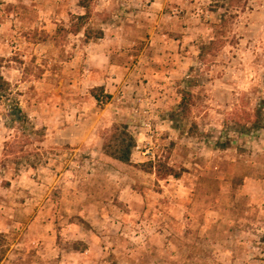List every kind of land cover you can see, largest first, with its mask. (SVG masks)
I'll list each match as a JSON object with an SVG mask.
<instances>
[{"label": "rangeland", "instance_id": "374dc122", "mask_svg": "<svg viewBox=\"0 0 264 264\" xmlns=\"http://www.w3.org/2000/svg\"><path fill=\"white\" fill-rule=\"evenodd\" d=\"M79 1L0 0V24L56 28L46 63L16 48L45 41L38 29L0 54V264H264V0H84L92 36L138 22L110 59L140 72L98 101L67 34ZM151 30L181 43L152 53ZM117 126L130 165L103 152ZM157 160L182 177L158 180Z\"/></svg>", "mask_w": 264, "mask_h": 264}, {"label": "crops", "instance_id": "0c3cea01", "mask_svg": "<svg viewBox=\"0 0 264 264\" xmlns=\"http://www.w3.org/2000/svg\"><path fill=\"white\" fill-rule=\"evenodd\" d=\"M161 3L162 7L166 5V0H156V4ZM161 8V7H160ZM48 15V14H46ZM50 18V17H48ZM46 20H44L45 22ZM9 24H0V54H2L6 47H8L9 43H17L20 44V41H17L19 38H15V36H18V31L23 30L28 33L26 36L29 37L30 33L33 34L35 29H38L39 32L43 31L45 34V41L42 42H35L33 43L30 39L24 38L21 43H23L24 46L17 45L19 47L18 51H28L31 53L32 57H36V63H46L49 59L51 52L47 53L49 51V48H54L52 44V37L56 33L55 27H49L44 26L36 28L35 25H31L29 23H18L11 25L9 28ZM121 34H113L112 32L109 34L104 29H102L103 37L97 41H89L88 43H81V41L78 44V86L83 85H92L90 86L91 89L93 88H103L111 87L112 83L115 78L117 80L121 81L120 87L125 88V86H128V78H130L132 75L136 74L135 72H140V70L136 69H130V67L125 68V66L116 65L115 63H111V54L116 52L118 54L124 55L126 52L125 50L121 51L119 49L123 48L126 44L129 45L131 43V40L133 42L132 34L136 33L138 31V22H136V26H124V29L121 30ZM6 32V33H3ZM4 35V36H3ZM74 36V35H72ZM8 37L12 38V40H9ZM77 37L74 36V38ZM78 37H83V34L80 33ZM149 38L151 40L150 47H153L151 49L152 53H161L163 56H169L170 55V45H173V43L180 44L181 40L179 38H173L168 39L167 41H159L157 38H159L156 35L155 30H151L149 32ZM160 43V44H159ZM12 46V45H11ZM23 47V48H21ZM116 48L118 49L116 51ZM124 49V48H123ZM27 52V54H28ZM46 53V54H44ZM77 55L74 54V58H76ZM135 59H140L141 57L136 56ZM130 59H133L131 57ZM51 61V60H50ZM86 64V69H79V66ZM135 68V67H134ZM51 75L52 73L50 71H45L44 75ZM55 77H58L57 74H54ZM152 76V75H151ZM130 85L127 87L129 88ZM142 86H136L135 91L139 93L140 88ZM110 94H112V91H110ZM107 200V199H106ZM82 205L78 206L81 207ZM102 201H94L93 203H90V207L94 208V212L92 211L91 219L98 224L100 221L104 222V220H109L110 215L108 214L107 210V204L104 206ZM35 223V221H34ZM82 241V240H81ZM89 251H85L84 253H87Z\"/></svg>", "mask_w": 264, "mask_h": 264}, {"label": "trees", "instance_id": "16d2710c", "mask_svg": "<svg viewBox=\"0 0 264 264\" xmlns=\"http://www.w3.org/2000/svg\"><path fill=\"white\" fill-rule=\"evenodd\" d=\"M82 9L85 10V15L78 16V21L82 24L75 26V24H71L70 29L68 30L67 34H72L74 36L79 35L80 33L83 34V39L85 43L89 41H97L103 37L102 30H98L93 36V30L91 28H85V22L89 17V8L88 5L85 3L84 0H80L78 4ZM0 83H5L3 78L0 76ZM91 96L98 101L100 96L104 95L103 88H94L90 91ZM106 99L110 98V95L105 96ZM185 104V97L182 99L181 105ZM186 109V107H185ZM124 127H115L114 128V136L109 141L104 143L103 145V152L109 158L118 161L125 165H130V159L132 155V149L135 146V142L129 134L126 132L118 133L119 129ZM149 170L147 172L154 174L158 180H165L169 177L174 179H180L183 175L185 170H176L175 168L169 166L165 162L157 160L154 163L148 164ZM72 249L79 253H84L86 251V246L83 245L81 242L75 243L72 245ZM7 252L6 242L4 236L0 233V263L3 261L4 256Z\"/></svg>", "mask_w": 264, "mask_h": 264}]
</instances>
